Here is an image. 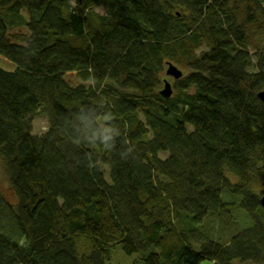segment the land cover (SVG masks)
I'll list each match as a JSON object with an SVG mask.
<instances>
[{
    "label": "trees",
    "instance_id": "1",
    "mask_svg": "<svg viewBox=\"0 0 264 264\" xmlns=\"http://www.w3.org/2000/svg\"><path fill=\"white\" fill-rule=\"evenodd\" d=\"M0 56V264H264V0H0Z\"/></svg>",
    "mask_w": 264,
    "mask_h": 264
},
{
    "label": "rangeland",
    "instance_id": "2",
    "mask_svg": "<svg viewBox=\"0 0 264 264\" xmlns=\"http://www.w3.org/2000/svg\"><path fill=\"white\" fill-rule=\"evenodd\" d=\"M96 9L100 14L104 13L101 7H97ZM170 63L177 66L183 73H186V71L180 65L175 64L173 62H170ZM0 67L8 71H13L16 68L12 62L3 58L2 56H0ZM167 67H168V64L166 66V70H167ZM164 79H167L171 82L173 92H174L173 84H174L175 79L173 77L167 76L166 71H165ZM65 80L72 87H77L82 84L87 85V86L90 85L89 82L82 81L80 76L76 72L66 73ZM163 87H164V83L162 82L161 89H163ZM101 125H103V123H101ZM48 128H49V118L45 113L38 115L34 119L33 121V133L34 134L42 135L48 130ZM168 154H169L168 152H162L161 157L166 158ZM107 177L110 179L109 175ZM233 180L235 181L236 179L233 178ZM0 186H1L3 194L7 195V197H11L14 200H16V197L13 195L12 190H11V184L9 180V175L5 167V161L3 160L1 156H0ZM222 197L224 201L235 202L236 206L230 214L232 216L230 220L234 224L230 226L229 228L223 229L220 226V223L217 219L210 218L208 220L215 221V225L210 227L211 233H212L211 241L206 242L205 239L204 241H201L200 238H197V239L199 240L200 244L204 242V244L206 245V250L214 251L217 253L219 252L223 253L227 258H229L226 252V246H227L226 244L230 240V237L232 236L233 232L235 230L240 232L246 228H250L252 224V220L251 218H249L248 214L240 208L241 197L238 198V196L230 194L228 191H224ZM230 198H236V199H232L234 200L232 201V200H229ZM252 203H254L253 200H252ZM205 229H206V223L203 227V231H205ZM197 239H196V242H198ZM142 258H143V254L136 253V254L129 255L125 253L121 245H116L112 249L110 258L109 260H107L106 264H143ZM234 263L241 264L240 261L238 260L235 261ZM202 264H213V263L212 261L211 262L205 261Z\"/></svg>",
    "mask_w": 264,
    "mask_h": 264
},
{
    "label": "water",
    "instance_id": "3",
    "mask_svg": "<svg viewBox=\"0 0 264 264\" xmlns=\"http://www.w3.org/2000/svg\"><path fill=\"white\" fill-rule=\"evenodd\" d=\"M166 74L167 76L173 77L175 80L183 77V72L177 66L173 65L170 62L168 64ZM163 83H164V87L160 93L164 97L169 98L173 94L172 84L167 79H165ZM259 98L264 102V92L259 93ZM260 203L261 206L264 208V197L261 198Z\"/></svg>",
    "mask_w": 264,
    "mask_h": 264
},
{
    "label": "clouds",
    "instance_id": "4",
    "mask_svg": "<svg viewBox=\"0 0 264 264\" xmlns=\"http://www.w3.org/2000/svg\"><path fill=\"white\" fill-rule=\"evenodd\" d=\"M183 75H184V73H183ZM164 80H165V79H164ZM164 80H163V81H164ZM168 81H169V80H168ZM169 82H170V81H169ZM170 83H171V82H170ZM161 90H162V89H161ZM172 95H173V94H172ZM212 263L214 264V262H212Z\"/></svg>",
    "mask_w": 264,
    "mask_h": 264
}]
</instances>
